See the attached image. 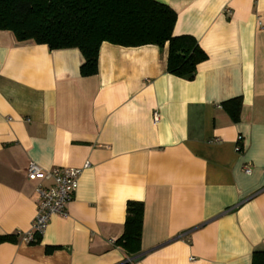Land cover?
Listing matches in <instances>:
<instances>
[{"label":"crops","instance_id":"crops-1","mask_svg":"<svg viewBox=\"0 0 264 264\" xmlns=\"http://www.w3.org/2000/svg\"><path fill=\"white\" fill-rule=\"evenodd\" d=\"M156 1L208 56L194 80L169 73L168 45L104 43L98 74L83 77L80 50L0 31V235L16 237L0 264H126L116 242L131 201L145 206L135 264H252L264 252V0ZM236 98L239 123L222 107ZM31 162L83 169L67 217L37 244L24 241L38 209Z\"/></svg>","mask_w":264,"mask_h":264},{"label":"trees","instance_id":"trees-1","mask_svg":"<svg viewBox=\"0 0 264 264\" xmlns=\"http://www.w3.org/2000/svg\"><path fill=\"white\" fill-rule=\"evenodd\" d=\"M177 20L173 9L156 0H0V31L13 33L18 42L46 45L52 51L80 50L83 77L98 74L101 46L110 43L129 48L168 45L169 73L194 80L208 56L194 37L174 35ZM222 107L234 123L241 121L242 98ZM144 214L143 203H128L124 234L116 242L130 259L126 264L142 258ZM13 241V235H0V244ZM252 264H264V252H255Z\"/></svg>","mask_w":264,"mask_h":264},{"label":"built area","instance_id":"built-area-1","mask_svg":"<svg viewBox=\"0 0 264 264\" xmlns=\"http://www.w3.org/2000/svg\"><path fill=\"white\" fill-rule=\"evenodd\" d=\"M159 121L160 115L156 112L154 122L157 124ZM241 141L242 138H239ZM241 151V147L237 146V152ZM82 173L83 169L61 167L46 171L34 162L29 163L27 175L29 181L37 183L38 209L31 231L24 234L25 242L33 243L38 236H42L52 217H67V207L79 189ZM245 173L250 175L252 169L246 167Z\"/></svg>","mask_w":264,"mask_h":264}]
</instances>
